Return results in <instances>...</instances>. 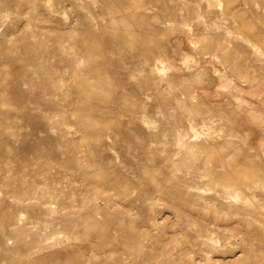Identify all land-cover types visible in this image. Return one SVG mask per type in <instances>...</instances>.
<instances>
[{
  "label": "rangeland",
  "instance_id": "1",
  "mask_svg": "<svg viewBox=\"0 0 264 264\" xmlns=\"http://www.w3.org/2000/svg\"><path fill=\"white\" fill-rule=\"evenodd\" d=\"M223 261L264 264V0H0V264Z\"/></svg>",
  "mask_w": 264,
  "mask_h": 264
},
{
  "label": "bare ground",
  "instance_id": "2",
  "mask_svg": "<svg viewBox=\"0 0 264 264\" xmlns=\"http://www.w3.org/2000/svg\"><path fill=\"white\" fill-rule=\"evenodd\" d=\"M177 46H178V45H177ZM174 49H175V48H174ZM179 49H180V48H179ZM177 51H178V50H177ZM182 51H183V50H182ZM173 52H174V51H173ZM180 52H181V50H180ZM176 53H177V52H176ZM178 53H179V52H178ZM184 53H185V52H184ZM184 53L182 52L181 54H184ZM173 55H175V53H174ZM175 56H176V55H175ZM181 58H182V57H181ZM179 59H180V58H179ZM183 60L185 61V59H183ZM181 62L183 63V61H181ZM186 62H187V61H186ZM182 63H180V64H182ZM180 64H179V65H180ZM183 64H184V63H183ZM185 68H186V67H185ZM224 257H225V256H224ZM225 259H226V257H225ZM226 261H228V260H226ZM226 261H225V262H226ZM223 262H224V261H223ZM225 262H224V263H225ZM232 262H233V261H232ZM257 262H258V261H257ZM257 262H256V263H257ZM224 263H223V264H224ZM260 263H261V262H260ZM225 264H226V263H225ZM228 264H229V263H228Z\"/></svg>",
  "mask_w": 264,
  "mask_h": 264
}]
</instances>
